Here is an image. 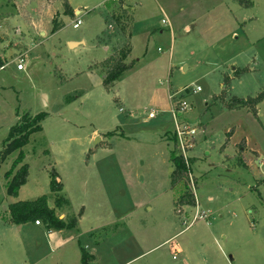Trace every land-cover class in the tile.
Listing matches in <instances>:
<instances>
[{"label": "rangeland", "instance_id": "rangeland-1", "mask_svg": "<svg viewBox=\"0 0 264 264\" xmlns=\"http://www.w3.org/2000/svg\"><path fill=\"white\" fill-rule=\"evenodd\" d=\"M119 3L134 64L107 90L99 62L126 41L111 19ZM0 53V264H81V248L90 264H264V100L255 113L214 100L226 76L228 97L264 90V0H0ZM42 111L23 147L27 181L11 196L18 151L1 160L2 143L17 112ZM185 127L197 130L177 147L192 161L196 205L182 207L170 154ZM51 171L69 201L56 213L77 227L3 221L18 200L46 195L55 207Z\"/></svg>", "mask_w": 264, "mask_h": 264}, {"label": "trees", "instance_id": "trees-1", "mask_svg": "<svg viewBox=\"0 0 264 264\" xmlns=\"http://www.w3.org/2000/svg\"><path fill=\"white\" fill-rule=\"evenodd\" d=\"M237 1L241 6L247 8L251 7L254 3V0ZM111 4L113 3L108 1L107 6H111ZM119 4V10L113 11L111 19L117 24H124L123 36L126 41L119 51H117L118 47L115 48V50L101 62V74L107 90H110L113 85L119 81L123 74L134 64V61H129L132 50V16L130 14V7L124 3ZM69 12H71L70 9ZM62 26L63 22L55 23L53 30H59ZM125 32L127 33V37L125 36ZM5 62L6 59H4L0 53V67L5 65ZM234 73L239 74V70H235ZM230 80V76L224 78L223 90L219 95L214 97V100L221 102L227 109L246 108L253 113L257 112L258 105L264 100V90L260 91L255 96L228 97L226 88ZM46 116L47 113L44 111L36 114L25 112L23 115H20L17 112L18 120L11 126L7 138L4 139L2 143L1 160L6 159L13 151H18L12 167L5 173L7 193L11 196H17L20 187L27 181L29 164L24 161L25 153L23 147L30 142L33 134H37L43 130L42 122ZM107 135L110 137L116 135V133L112 130L107 132ZM166 135H169V133L167 132ZM121 136L125 135L123 134ZM171 140H173L174 143V147L170 154V160L174 167V172L171 174V188H174L177 183L183 184L184 186V191L180 194L179 199L177 198L175 206H194L196 205V198L189 184L192 161L191 159L189 160V157H186L177 150L179 139L176 132L172 133ZM45 152L47 153V150ZM57 177L58 174L56 171H51V191L54 194L55 207H50L48 205L46 195L39 196L35 200H19L10 204V206L5 209L1 214L2 220L14 225L35 222L38 220L42 221L47 228L59 230L76 228L78 219L75 215L69 216L68 219H63L56 213V208H62L69 204V201L61 194L63 185L61 182L57 181ZM81 251V263L90 264L93 256L85 248H81Z\"/></svg>", "mask_w": 264, "mask_h": 264}, {"label": "built area", "instance_id": "built-area-1", "mask_svg": "<svg viewBox=\"0 0 264 264\" xmlns=\"http://www.w3.org/2000/svg\"><path fill=\"white\" fill-rule=\"evenodd\" d=\"M166 23V21H164ZM82 23V20L80 18L76 19L73 26L74 28H77L80 24ZM5 68V65H2L0 67V69H4ZM17 69L19 70H22L23 69V65L22 63H19L17 65ZM200 88L198 87L197 90H199ZM187 90V89H186ZM172 97V96H171ZM173 99H172V103H173ZM178 103H180L182 109H186V106H187V102L184 100V99H180L178 101ZM174 105V104H173ZM175 107V106H174ZM122 110V109H121ZM155 114L154 112H151L149 114V117H154ZM197 133V130L194 129V128H190V127H185L184 129H179L177 130L176 134H177V137L179 139V142H180V147L183 148V150L187 149V148H190L192 147V138L193 136ZM36 224H40V221L36 220L35 221Z\"/></svg>", "mask_w": 264, "mask_h": 264}, {"label": "crops", "instance_id": "crops-1", "mask_svg": "<svg viewBox=\"0 0 264 264\" xmlns=\"http://www.w3.org/2000/svg\"><path fill=\"white\" fill-rule=\"evenodd\" d=\"M189 28H190V27L187 25V26H186V29L189 30ZM105 46H107V45H105ZM106 49H108V47H106ZM131 51H132V50H131ZM110 54H111V53H110ZM107 57H108V56H107ZM107 57H106V58H107ZM130 57H131V55H130ZM130 57H129V61H130ZM106 58H104V59H106ZM104 59H103V60H104ZM103 60H102V61H103ZM102 61H101V62H102ZM101 62H99V63H101ZM99 63H98V64H99ZM170 98H171V97H170ZM171 101H172V100H171ZM121 109H122V108H121ZM121 109H120V110H121ZM154 117H155V116H154ZM150 118H153V117H150ZM114 136H115V135H114ZM110 137H111V136H110ZM18 201H19V200H18ZM15 202H16V201H15ZM35 224H36V223H35ZM36 225H40V224H36ZM90 254H91V253H90ZM91 255L93 256V259H94V255H93V254H91ZM93 259H92V260H93ZM81 264H82V263H81Z\"/></svg>", "mask_w": 264, "mask_h": 264}, {"label": "water", "instance_id": "water-1", "mask_svg": "<svg viewBox=\"0 0 264 264\" xmlns=\"http://www.w3.org/2000/svg\"><path fill=\"white\" fill-rule=\"evenodd\" d=\"M173 170V168H171V171Z\"/></svg>", "mask_w": 264, "mask_h": 264}]
</instances>
